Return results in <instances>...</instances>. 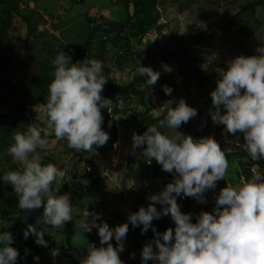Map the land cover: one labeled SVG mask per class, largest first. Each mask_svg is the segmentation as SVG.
<instances>
[{"label": "rangeland", "instance_id": "obj_1", "mask_svg": "<svg viewBox=\"0 0 264 264\" xmlns=\"http://www.w3.org/2000/svg\"><path fill=\"white\" fill-rule=\"evenodd\" d=\"M245 1L157 0L154 5L157 14L152 18H145L130 6L128 11L133 15L122 32L95 33L81 48L74 63L94 58L104 64L107 83L101 95L112 100V111L102 110V128L110 139L101 147L93 146L95 151L84 152L69 148L65 140L48 133V144L39 151L44 156V164L53 163L61 170L67 169L63 180L54 183L52 190H57V195L69 194L73 222H67L63 229H49L44 236L46 247L37 245L31 234L24 238L29 224L38 229L50 227L37 224L42 219L43 207L21 210L19 197L11 185L0 181V231L12 233V246L19 252L17 264H81L87 251L86 241L100 246L95 228L84 236L76 234L79 230L75 221L83 209L99 213L98 223L107 222L115 227L127 222L130 213L147 207L146 199L172 182V174L162 170L160 164L155 160L148 163L140 155V149L132 150L133 134H143L148 126L159 122H146L142 115L147 119L158 117V109L168 99L183 98L197 109L198 114L186 123L190 133H185L182 125L176 131L194 139L212 136L225 153L237 151L240 133H226L224 125L211 119L210 110L215 109L210 93L215 88L185 79L180 64L166 56L164 50L175 48L176 40L191 29L207 40L205 48L193 45L186 49L195 66L221 77L233 58L255 55L256 48L264 46V0L252 16L239 10ZM7 15H10V25L0 45V175L19 168L7 154L14 142V133L26 131L29 126L46 127L48 94L32 103L23 80L46 64L50 50L70 51L83 42L91 23L124 22L126 8L115 0H0V23ZM140 64L153 70L156 65L164 71L154 86L144 90L141 87L146 77L136 74ZM164 86L173 89L171 96L165 94ZM221 111L223 113V109ZM160 130L176 134L166 127ZM228 162L225 180L217 181L215 189L204 193L206 202H215L227 184L245 181L237 155L229 156ZM249 168L252 173L254 168L264 171V160L255 161ZM95 175L101 181L100 189L107 207L115 209L121 218L100 210L98 199L90 196L88 186ZM180 200L181 197L177 203ZM169 217L165 230H174V222ZM112 243L115 247L114 239ZM35 246L37 251H33ZM141 251L135 236L127 232L121 260L124 264H141ZM35 256H39L38 262ZM148 264L153 262L150 260Z\"/></svg>", "mask_w": 264, "mask_h": 264}, {"label": "clouds", "instance_id": "obj_2", "mask_svg": "<svg viewBox=\"0 0 264 264\" xmlns=\"http://www.w3.org/2000/svg\"><path fill=\"white\" fill-rule=\"evenodd\" d=\"M255 51V55H239L228 62L210 93L215 109L210 110V116L214 123L225 126L226 133L242 134L245 150L258 161L264 160V46ZM51 64L54 71L48 85L46 127L29 126L26 131L14 133L7 154L19 168L0 175V181L11 185L19 197L21 210L43 207L37 224L50 227L38 229L29 224L24 238L31 234L37 245L45 247L44 236L49 229H63L67 222H73V204L68 193L57 195V190H52L54 183L63 180L67 169L44 164L39 150L48 144V133H54L58 140H66L71 149L95 151L93 146L101 147L110 139L102 128V110L112 111V100L101 95L107 83L102 61L90 58L73 63L60 52ZM136 74L146 77L141 90L154 86L160 76L158 71L141 64ZM163 91L171 96L173 89L164 86ZM161 114L164 118L158 125L148 126L143 134H133L132 150L140 149L148 163L155 160L162 170L172 174V182L150 195L147 207L130 213L127 222L115 227L98 223L99 213L83 209L75 221L79 230L76 234L84 236L95 228L100 246L86 241L87 251L81 264H124L120 253L124 251L129 223L133 228L142 226V234L150 228L154 233L153 240L142 248L141 264L150 260L153 264H264V171L254 168L250 179L227 184L216 196L213 210L201 211L193 223V214L183 213L177 199L192 197L206 203L204 193L215 189L217 181L225 180L229 162L214 137L194 139L176 131L198 114L183 98L165 101L157 111L158 116ZM165 127L176 134L160 130ZM157 204L161 206L159 210ZM166 215L174 221V230L168 228L159 233L152 221ZM13 243L11 232L0 231V264H17L19 252ZM34 260L38 262L39 256Z\"/></svg>", "mask_w": 264, "mask_h": 264}, {"label": "trees", "instance_id": "obj_3", "mask_svg": "<svg viewBox=\"0 0 264 264\" xmlns=\"http://www.w3.org/2000/svg\"><path fill=\"white\" fill-rule=\"evenodd\" d=\"M155 1L157 0H115L116 4L122 2L126 8V18L124 22H116V21H107L105 23H91L88 35L86 39L78 43L74 46V48L70 51L64 50L66 56H69L74 63L77 58H79V54L81 48L86 46L91 37L95 33L101 34H109V33H117L119 34L124 30L127 23L130 21L131 16L133 14L128 11V8L131 6L134 11L139 12L141 15L145 16V18H152L154 14H157L155 9ZM262 0H246L244 3L240 5V11L243 13L252 16L255 12L257 6H259ZM10 25V15H7L5 18L1 19L0 23V45L4 42L3 36L5 34L6 29ZM174 44L175 48L170 50H164L166 56H170L172 59L176 60L181 68H182V75L185 79L194 82L197 85H210L212 87H216L217 80L220 78L214 72H204L198 69L195 66L194 60H192V56L189 55L186 51L187 47H191L193 45H199L201 48L206 47V39L203 35L199 33L193 32L191 29H187L177 40ZM59 50H50L48 59L46 60V64L39 68L38 70L29 74L22 82L23 87L26 92H28V97L31 99V102H35L37 100H41L45 94H48V85L52 81L53 76L52 73L54 71V66L51 64V61L55 58V56L60 53ZM63 52V51H62ZM154 70L160 73L159 77L163 76L162 70H160L156 65L154 66ZM142 118L146 122H155L159 121L164 118L163 114L158 117L149 118L142 115ZM183 130L185 133H190L189 129L187 128V124H182ZM238 140L240 141V147H238L237 151L233 153H225L227 159L231 155H237L238 162L240 164L241 170L243 172V176L245 180H248L252 177L253 173L250 171V165L255 163V161L249 156L247 151L245 150V144L243 141V135H238ZM67 145V141L65 140ZM246 163V165H245ZM101 181L97 175L92 176L90 178V183L88 186V191L90 196L95 197L99 201V208L104 212L113 213L114 216L117 218H121V215L117 213L115 209H110L107 207L104 201V195L102 190L100 189ZM147 206L151 201L149 198L146 199ZM180 205V209L183 213H191L193 214V223L196 222V215H198L201 211H208L211 212L215 207V202H206V203H196L194 198L192 197H181V200L178 202ZM157 209H160V205H156ZM170 217L169 215L161 216L160 219H154L152 221L153 226L155 227L156 231L159 233H163L168 223ZM174 222V221H173ZM175 225V224H174ZM141 227L133 228L132 225L129 223V233L135 236L137 244L143 248V246L152 241L154 238V233L150 228L146 233H141ZM114 246V245H113ZM154 247V246H153ZM33 251H37V247L35 246ZM74 264V263H71Z\"/></svg>", "mask_w": 264, "mask_h": 264}]
</instances>
